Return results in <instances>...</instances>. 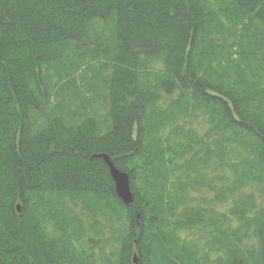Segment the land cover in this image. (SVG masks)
<instances>
[{"label":"trees","instance_id":"16d2710c","mask_svg":"<svg viewBox=\"0 0 264 264\" xmlns=\"http://www.w3.org/2000/svg\"><path fill=\"white\" fill-rule=\"evenodd\" d=\"M0 264H264V0H0Z\"/></svg>","mask_w":264,"mask_h":264},{"label":"water","instance_id":"95a60500","mask_svg":"<svg viewBox=\"0 0 264 264\" xmlns=\"http://www.w3.org/2000/svg\"><path fill=\"white\" fill-rule=\"evenodd\" d=\"M95 156L102 157L105 160V162L108 164L111 176L115 182L117 195L124 201V203L126 204L131 203L133 201V193L130 186L129 174L119 169L108 154L101 153Z\"/></svg>","mask_w":264,"mask_h":264}]
</instances>
